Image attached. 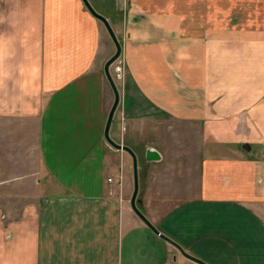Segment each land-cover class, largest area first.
I'll return each instance as SVG.
<instances>
[{"label":"crops","instance_id":"crops-1","mask_svg":"<svg viewBox=\"0 0 264 264\" xmlns=\"http://www.w3.org/2000/svg\"><path fill=\"white\" fill-rule=\"evenodd\" d=\"M89 1L139 209L208 264H264V0ZM115 51L83 0H0V179L38 189L32 144L49 179L0 205V264H200L131 206Z\"/></svg>","mask_w":264,"mask_h":264},{"label":"water","instance_id":"water-1","mask_svg":"<svg viewBox=\"0 0 264 264\" xmlns=\"http://www.w3.org/2000/svg\"><path fill=\"white\" fill-rule=\"evenodd\" d=\"M85 5L87 6V8L89 9V11L98 19H100L104 25L106 26V29L108 30L114 44L116 47V51L115 53L106 61L105 66H104V71L106 74V77L111 85V88L114 92V102L111 106V109L109 111L108 114V119L106 122V126H105V138L108 140V142L114 146L117 149H124L126 151H128L133 159V176H134V190L132 193V197H131V206L133 208V210L141 217V219L160 237H162L163 239L167 240L168 242H170L171 244H173L175 247H177L185 256H187L188 258L200 263V264H208L207 262H205L204 260L197 258L191 254H189L188 252H186L182 246L180 244H178L175 240H173L172 238H170L169 236L163 234L162 232H160L148 219L147 217L141 212V210L139 209L137 203L139 202L138 199V193H139V164H138V156L136 154V152L129 146L127 145H123V144H119L117 142H115L111 137H110V128H111V124L113 121V117L114 114L116 112V109L119 105L120 102V92L119 89L117 87V84L111 74L110 71V66L120 57L121 52H122V46L121 43L111 25V23L109 22L108 18L105 17L103 14H101L100 12H98L93 5L91 4V2L89 0H83ZM147 158L149 160H156L160 158V154L157 150L154 149H149L147 151Z\"/></svg>","mask_w":264,"mask_h":264},{"label":"rangeland","instance_id":"rangeland-1","mask_svg":"<svg viewBox=\"0 0 264 264\" xmlns=\"http://www.w3.org/2000/svg\"><path fill=\"white\" fill-rule=\"evenodd\" d=\"M120 64L122 66V69L124 70L122 62ZM1 134H2V130H0V137ZM28 139H26V141ZM21 150L25 151L26 156L24 158L30 161V165L32 166V174L33 172H35V170L37 172V176L39 177L38 189L36 190L33 175L31 177L32 179L31 178L22 179L21 184L18 186L16 192L14 189L15 180L0 179V205H5L6 203H8L11 207H17L23 204H27L29 203V201L34 199L35 193L37 191H41V186H44V184L46 185L49 184V179L45 178V174L43 173V167L41 165L39 157H37L34 145L32 144L28 147L27 146L22 147ZM22 158H23V152H22ZM0 161H2L1 157H0ZM122 185L123 184H121L120 186Z\"/></svg>","mask_w":264,"mask_h":264},{"label":"built area","instance_id":"built-area-1","mask_svg":"<svg viewBox=\"0 0 264 264\" xmlns=\"http://www.w3.org/2000/svg\"><path fill=\"white\" fill-rule=\"evenodd\" d=\"M115 71H116L117 76H118L119 78H121V77L123 76V69H122V66H121L120 62H118V63L116 64ZM108 180L111 182V181H112V178H109ZM118 183L121 185V184H122V180L120 179V180L118 181Z\"/></svg>","mask_w":264,"mask_h":264}]
</instances>
